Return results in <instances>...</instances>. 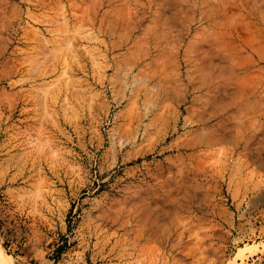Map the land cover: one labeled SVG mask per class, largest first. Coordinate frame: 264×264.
Wrapping results in <instances>:
<instances>
[{"label":"rangeland","instance_id":"374dc122","mask_svg":"<svg viewBox=\"0 0 264 264\" xmlns=\"http://www.w3.org/2000/svg\"><path fill=\"white\" fill-rule=\"evenodd\" d=\"M210 4L0 0L14 264H264V68L238 90L209 44L189 58Z\"/></svg>","mask_w":264,"mask_h":264},{"label":"bare ground","instance_id":"6f19581e","mask_svg":"<svg viewBox=\"0 0 264 264\" xmlns=\"http://www.w3.org/2000/svg\"><path fill=\"white\" fill-rule=\"evenodd\" d=\"M212 1L216 2V0H208L211 4L201 9L198 16V28L203 29V39H199L201 40L199 45L193 44L190 46L186 50L187 54L193 60L200 59V47L209 44L210 52L215 51L226 59L227 70L225 77L221 79L222 84L238 90L249 89L247 88L248 84H252L256 79L258 80L264 68L262 66L264 58L259 42H262L264 37V18L257 20L258 16H255L249 10L255 0H217L218 4L212 3ZM196 36L199 37L200 35L196 34ZM203 43L204 45H202ZM192 65L193 67L197 66V71L201 73L198 70L201 69L198 63L193 62ZM175 68L168 65V70H172V73ZM172 76L174 75L172 74ZM254 100L257 101V97L253 98ZM248 104L251 103H247L246 106ZM222 152L223 150L218 151V153ZM0 264H14L1 243Z\"/></svg>","mask_w":264,"mask_h":264}]
</instances>
